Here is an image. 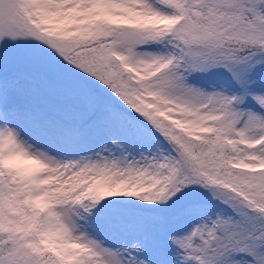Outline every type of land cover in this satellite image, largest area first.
Returning <instances> with one entry per match:
<instances>
[{
	"label": "snow or ice",
	"instance_id": "1",
	"mask_svg": "<svg viewBox=\"0 0 264 264\" xmlns=\"http://www.w3.org/2000/svg\"><path fill=\"white\" fill-rule=\"evenodd\" d=\"M0 264H264V0H0Z\"/></svg>",
	"mask_w": 264,
	"mask_h": 264
}]
</instances>
